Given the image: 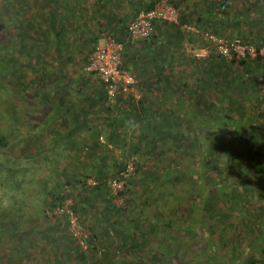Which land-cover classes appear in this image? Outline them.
<instances>
[{"label": "trees", "instance_id": "obj_1", "mask_svg": "<svg viewBox=\"0 0 264 264\" xmlns=\"http://www.w3.org/2000/svg\"><path fill=\"white\" fill-rule=\"evenodd\" d=\"M34 1L33 5L37 3L36 0ZM198 1H204L206 3L210 1L211 5H215L216 2L218 8L222 7L221 12L225 18V23L224 20L218 18L220 17L219 13L215 12L205 18L204 21L201 16L198 17V20L196 19L198 22L203 21V27L202 25H197L198 23L194 24L198 29L202 28L206 30L205 27L208 28L206 22L213 21L210 26H212L217 35L226 34L228 37H238L241 35L239 32L237 34L238 36L232 34V31L229 33L226 32L223 24L228 25L230 30H234L236 27L243 30L249 29L259 20L264 21V0ZM168 2L179 9L178 7L183 0H168ZM50 3H52L50 0L48 2L41 0L38 5H41L40 7L45 12V5L49 6ZM11 5H15V7H12L15 10V21L20 20L23 22L21 13L24 9L26 11L31 10L29 1L14 0ZM151 7V5H147L145 9H150ZM6 10L7 8L4 9V11ZM30 13L28 12V15ZM7 17H9L8 14ZM10 19H14V15H11ZM178 20L179 24L187 23V15L182 13V10L179 12ZM15 24L22 29V23L15 22ZM34 25V23H29V25H24L23 28L25 29L28 26L31 27ZM51 25L53 26L54 24L50 23ZM164 25H167L165 26V30L169 34H173L171 40L167 38V41L170 42V46L167 49H163L161 46L165 44L163 42L166 41L165 37L167 36L164 35V39H159L156 33V29L158 28L160 30ZM154 27V32L150 37L138 41L137 44H143L144 47V52L142 54L139 53V55H136L134 50V53L130 50L133 45L126 35L125 25L120 26L118 32L116 30L112 33V36L117 41L124 43L122 66L134 76H142V70L146 67H158L163 64L167 66L168 71L174 65L177 70V74L174 71H169V74L162 78L164 80L169 78L167 80L169 81V86H167L166 82L164 86V89L167 91L168 104L163 105V114H158L153 118L145 116L135 128L133 127L134 122L137 121L133 122V120H131L132 123H127L128 126H121L123 127L124 133H127V129L129 131L133 128V131L131 130L129 133V139L125 135L119 139L118 131L116 130L117 126L120 123L123 124L124 119L129 120L128 114L134 112L139 107L140 112H146L148 110L147 106L146 111L142 107L146 101V96L142 97V94L144 96V92L146 91L141 93L137 104L129 102V105L122 104L121 108H119L117 107V101L126 98L119 95L113 101L108 100L103 82L98 77L100 80V93L97 92L99 94L97 99L92 95L88 97L90 95L89 93H79L81 91L79 89L74 94L76 100L73 99L74 97L66 98L63 95L57 98L58 106H63L62 117L57 123H60V126L67 123L66 128L69 129L70 127L72 132L85 121L86 117L90 119L92 115L88 108L91 105L97 104L96 106L99 109L106 111V116H104L106 117L104 126L107 129L104 130L105 142L100 143L99 140L95 142V136L101 134L99 132L90 135L92 146L87 145L83 147L84 150L81 153V158L82 160L84 157L89 158L87 155H93V158L97 157V160L103 158L102 155L107 157L105 153H101V149L97 148V144L104 145L105 147L110 140L114 142L120 140L121 147L123 148L128 143L129 148L126 156L135 157L134 164L137 167L136 170L139 172V175L141 174L140 179H138V172L134 176L135 183L133 185L135 187L137 186V189L139 188L135 192L138 193L139 191V193L145 194V199H136L131 208L129 207L131 210L123 206L115 208L111 205L114 215H99L97 221H85L80 218L89 233L87 251L79 247L77 240L69 232L66 224L63 230L61 229L60 220L52 219L54 227L57 229L60 228L56 231L57 234L55 233V236L51 238V242H49L50 246L55 249L53 255L54 264H172L170 262V254L177 242L170 238L168 231L167 234L164 233L165 229L173 226V224L177 226L183 224L192 215L196 216V220H201L207 211L212 216L218 215V213L220 214L218 216H229L236 213L238 224L245 223V215H251L253 230L251 233L252 238L248 241L247 248L248 250L252 248V250L256 251L257 248H264V207L262 206V212L253 214L249 200L255 196L259 199L264 197V161L259 159L264 154V146L259 142L262 140L259 139L258 135L260 134L259 130H263L264 128L263 125L254 122L256 116L259 117V114H255L254 103L258 98L264 102L262 91L264 82L255 78L253 75L254 69H251L252 61L258 63L264 62V60L261 57L249 58L248 56L244 59L232 57L226 60L213 49L205 57H197L193 52H190L191 54H185L181 45L183 37L180 36L181 32H178L180 31L178 25L164 22L154 23ZM207 31L211 32L210 30ZM184 33V38L192 43V48L205 45L201 34L189 37L190 34ZM54 35L55 37L58 36L59 32H55ZM55 41H59V39L56 38ZM128 41H130L129 44ZM248 41L256 46L262 45L257 43L256 40H246V42ZM196 43L199 45L196 46ZM76 45L77 47L79 46L77 50L80 51L82 49L80 44L77 43ZM152 45L155 47H152ZM61 50L58 48L55 49L56 54H60ZM91 50L92 48L81 51L82 54L85 52L81 58L83 59L84 65L88 62V56ZM65 59L66 61H70L72 56L67 54ZM55 63L61 65L59 62ZM138 67H142V70L136 69ZM85 71L86 74H96L87 70ZM85 71L84 75H80L82 79L78 80V82L87 81ZM159 76H161V73H159ZM160 80L161 78L159 80L155 79V82ZM128 99L131 98L128 97ZM174 106H176L177 111L175 115H172V108ZM114 111H116V114L111 115V117L115 119L111 120L109 115ZM263 113L261 112L260 114L262 118L264 117ZM116 117H121V119L115 121ZM172 119L175 120L174 123H172ZM69 132L71 133V131ZM231 135L236 140L232 148L228 149L225 147L224 140ZM76 140L80 142L82 139H74V141ZM145 141L150 145H144ZM132 142L134 144L131 145ZM4 143V136L0 137V144L4 145ZM114 152L113 150L112 154ZM105 157L103 158L104 160ZM216 159L217 163L219 161V164L216 163ZM221 159L222 164H220ZM209 162L212 164H209ZM103 163L105 164L106 162L104 161ZM188 163L195 165L190 167ZM110 164H113V162ZM114 164H120L121 166V161H115ZM235 167L238 169V181L233 180L235 174L232 168ZM208 175L215 181L205 182L204 180L206 178L204 177ZM244 177L251 180H244ZM83 181V179H77L71 188L73 190L78 189ZM139 182H141V185L138 187ZM101 185L102 183L100 181L99 185L97 184L95 188L97 189ZM191 185L192 188H195L196 198L193 201L192 208L187 213L188 207L185 206V203L188 198L187 192ZM183 186L185 189L184 192H181L183 189L180 190V188ZM125 193L133 197L134 189H130L129 183L125 184L123 194ZM79 194L77 197H80V199L75 198L76 211L78 210L76 208L77 205H80L85 199L84 194ZM241 195L243 196L241 197ZM64 197H66L65 194L49 195V206L53 208L57 204L62 203ZM211 198H214L215 201ZM214 204L219 206L218 210L214 208ZM149 206L154 207V210L158 211L156 213L154 211L153 213H145V216L142 217L141 212ZM179 210L186 213L183 214V217H179H182L180 221L178 220L179 222L173 216H168L167 214V212L171 214ZM127 214H129V218L125 217ZM149 214L150 216H148ZM134 221L137 222L134 223ZM139 221L144 226L142 231H140V226H138ZM174 221L175 223H173ZM32 228L30 227L27 230ZM33 230L35 231V228ZM58 231L60 232L59 234ZM23 236L24 238L20 241L26 244V248L28 244L32 245V242L27 238L28 236ZM149 238L152 239V242L156 243V248L149 250L150 256H144L137 248L142 249V244H145L146 240H150ZM104 239L105 244L103 242ZM17 247L19 248V246ZM245 253L247 255V252L244 250L242 253L238 252L233 254L237 259L236 264L240 262L256 264L259 261L256 257L243 258ZM209 254L210 256L212 255L210 251ZM213 258H215V254ZM92 259H96V262H91L90 260ZM212 261L208 260L211 263ZM21 263L29 264V260L23 259L20 262L15 260V264ZM179 264L186 263L180 261Z\"/></svg>", "mask_w": 264, "mask_h": 264}, {"label": "rangeland", "instance_id": "obj_2", "mask_svg": "<svg viewBox=\"0 0 264 264\" xmlns=\"http://www.w3.org/2000/svg\"><path fill=\"white\" fill-rule=\"evenodd\" d=\"M13 1L0 0V137L4 136L5 138L4 145L0 144V264H15V260L20 262L23 259L29 260V264H54L55 249L50 246L49 242L60 228L54 227L52 219L60 220L61 229L63 230L65 229V223H63V216L53 214L54 209L48 204L49 195L65 194L66 197L72 196L75 205V200L80 199V197H77L80 195L79 193L84 194V201L76 207L78 209L77 213L85 221L91 220L93 222L97 221L99 215H114L111 205L115 208L123 206L129 209L136 199L144 198L145 194L139 193V191L138 193L135 192V190H139L137 186L133 185L135 183L134 176L138 172L137 167H135L134 174L126 181V184L129 183L130 189H134L133 197L126 193L122 194L123 201L119 206H116L115 198L106 182L130 157L129 155L126 156L127 150L122 149L121 141L113 142V148L120 150L111 154L109 160L105 157L106 164H91L93 155H87L89 158L84 157L82 160L81 150L74 147L75 143L79 141H74L76 138L73 136L77 134L74 131L72 132L70 127L69 129L66 128L67 123L63 126L57 123L63 114V106H58L57 98L61 94L66 98H73L78 89V86H75L76 81L82 79L80 75H84L86 70V64L84 65L83 59H81V51L92 48L105 35H111V30L103 31L98 34L95 41H92L88 39L91 35L86 32L87 28L90 29V27L70 24L72 18L69 15L76 17L74 13L71 14L67 10L68 21L62 25L58 24L63 18V8L60 10L59 6L57 8L54 4L53 6L45 5L44 12L40 7L41 5H38L41 0H36L35 5H33L34 0H28L32 11L24 9L21 13L23 22L20 20L15 21V10L12 8L15 5H11ZM5 8H7L6 11H4ZM28 12L30 15H28ZM7 14L9 17H7ZM11 15H14V19H10ZM57 20L59 22L54 24V27L52 25L50 27L51 21ZM15 22H20L23 26L29 25V23L35 25L28 26L25 29L22 26L21 29V27H17ZM57 28L58 31L60 29V38L54 35ZM184 36L181 41L182 50L185 54H191L190 41H187ZM53 37L54 39L58 38L59 41H53ZM76 39L78 42H75ZM138 41L140 40L138 39ZM77 43L82 48L80 51L77 50ZM161 46L163 49H167L170 44L165 43ZM56 48L62 49L58 55L55 52ZM67 54L72 56L70 61L65 59ZM84 54L85 52H83ZM55 62H59L61 65ZM251 63L255 78L264 82V62L256 63V61H252ZM260 72L263 74H260ZM86 75L87 80H97V76L94 74H86L85 71ZM82 90L84 93H88L90 89L84 87ZM47 97L49 98L47 99ZM73 99L76 100V97ZM254 105L255 114H259L254 122L263 125L264 128V117L260 116L261 112H264V102L258 98ZM105 113L106 111L100 109L98 114H101V117L97 119L92 117V120H96L103 126ZM128 118H130V114H128ZM136 121L139 122V120ZM128 122L129 124L132 123L131 120L126 119L123 124L120 123L117 126L119 139L124 136L123 127L128 126ZM90 123L92 122L89 121V125ZM139 124L134 122L135 127ZM259 131V139L262 140L259 142L264 146V129ZM126 132H129L128 129ZM100 135L102 138L99 137ZM126 135L129 136V133ZM99 136H95V142H98L99 139L102 142L105 140L103 133ZM235 140L233 135L228 136L224 140L225 147L231 149ZM146 144L150 145L145 141L144 145ZM97 148H99L98 145ZM101 150L105 154L108 153L106 148ZM132 157L135 162V157ZM259 159L264 161V154ZM115 161H121V166L120 164H114ZM250 161L252 162V160ZM111 162L113 164H110ZM222 163L221 159L220 164ZM209 164L212 163L209 162ZM217 164H219V161ZM188 165L193 167L195 164L188 163ZM209 167L211 166L209 165ZM232 170L235 174L233 180L238 181L237 167L232 168ZM84 171L87 172L84 173ZM137 174L139 175V172ZM140 176L141 174L138 179L141 178ZM88 178H96L98 185L101 181V187L96 189L97 184L94 186L88 185L86 183ZM204 178H206L205 182L215 181L210 175ZM77 179H83L84 181L78 189L73 190L71 186L75 184ZM243 179L247 180L248 178L244 177ZM139 185H141V182L138 183V187ZM184 189V186L180 188L181 192H184ZM187 196L185 206L188 207V212L184 211L189 213L196 198L195 188H192V185L189 186ZM211 199L215 201L214 198ZM249 200L253 214L263 211L261 209L262 206L264 207V197L259 199L255 196ZM214 206L218 210L219 206L216 204ZM153 211L156 213L158 210L155 211L154 207L149 206L143 209L141 216H145V213H153ZM167 214L173 216L179 222L183 214L186 213L179 210L176 213L169 214L167 212ZM218 215L220 214L218 213ZM218 215L212 216L207 211L202 219H199L200 221L192 215L183 224L178 226L173 224L174 227L170 226L165 229L164 233L167 234L168 231L170 238L177 242L170 254L172 264H179L180 261L186 264H236L237 259L233 254L242 253L244 250L247 255L245 253L243 258L256 257L259 260L256 264H264L263 247L257 248V251L252 250V248L248 250L247 248L253 230L251 215H245L246 221L243 224H238L236 213L229 216ZM180 216L182 217L179 218ZM125 217L129 218V214ZM136 222L134 221V223ZM138 226H140V231L144 229L140 221ZM30 227L33 228L27 230ZM23 235L28 236V240L32 242V245L28 244L29 248H26V244L20 241L24 238ZM247 238L248 240H246ZM103 242L105 244V239ZM94 243L96 244V242ZM142 245V249H137L144 256H150L149 250L156 248V243L152 242V239L146 240V243ZM209 251L212 254L211 256ZM214 254L215 258H213ZM245 259L244 261H246ZM208 260L213 261L211 263ZM90 261L96 262V259ZM147 262L149 261L147 260ZM247 263L240 262L239 264Z\"/></svg>", "mask_w": 264, "mask_h": 264}, {"label": "crops", "instance_id": "obj_3", "mask_svg": "<svg viewBox=\"0 0 264 264\" xmlns=\"http://www.w3.org/2000/svg\"><path fill=\"white\" fill-rule=\"evenodd\" d=\"M46 1L48 2L49 0H45V2ZM50 1L52 2V3H50L51 6H53V4H54L55 6H57V8L59 6L60 10L63 8V10H62L63 18L60 21V23H58L59 20L51 21V23H53V24L58 23V24L62 25L68 21L69 17H71L73 21L71 20L70 24H73V25L76 24V25H82V26L90 27V29L87 28L88 31L86 30V32L89 35H91L90 38H88V39H90L92 41H95L97 39L98 34L102 33L105 30L106 31L108 29L111 30L110 33H113L116 30L118 32L119 27L122 25L126 26L127 22L129 20H131L133 17H135L136 14L140 10L145 9V7L147 5L153 6V4L155 3V0H50ZM217 6L218 5H216V2H215V5H213V4L211 5L210 1H209V3H206L204 1L201 2L198 0H183V2L178 7L179 8L178 11L181 12V10H182V13H185L187 15V21H186L187 24L194 25L195 23H198L197 25H202V22L205 20V18H207L208 16L212 15L215 12L219 13L220 17H218V18H220L222 20L225 19L222 16L223 15L221 12L222 7L218 9ZM212 7H214V8L212 9ZM216 7H217V9H216ZM67 10H69V12L71 14L74 13L76 15V17H72L70 15L68 17ZM200 16L202 17L203 21L198 22L197 20H198V17H200ZM256 19H257V17H256ZM208 23H210V24H208ZM212 23H213V21L212 22L207 21L206 24L208 25V28L205 27V29H208L212 32L214 30L212 28V26H210ZM224 23H225V20H224ZM68 24H69V22H68ZM61 25H60V29H61ZM173 25H176V24H173ZM165 26H167V25H164V27H162L160 30L157 28L156 33H157L159 39L160 38L164 39L163 38L164 35L167 36V37H165L166 41H164L163 43L170 44V42L167 41V38L171 40L173 37V34L172 33L169 34L167 32V30H165L166 29ZM223 26L225 28V31L228 33L231 31H232V34H234V35H237L240 33L242 35V37H241V35L240 36L237 35V36L239 38L241 37V39H243L244 41L256 40L257 43L264 45V21L263 20H259L258 22L254 23V25H252V27H250L249 29L247 28V29H243V30H241V28H239V27H236L234 30H230L228 25L223 24ZM178 27L180 29V31H178V32H181L180 36L183 37V35L185 33H183L184 31L181 30L179 25H178ZM202 27H203V25H202ZM199 30L203 31V32L207 31V30H204L202 28ZM57 32H59L58 28H57L56 33ZM58 37L60 38V35H58ZM52 40L55 41L54 37L52 38ZM77 41L78 40L76 39L75 42H77ZM129 42L130 41H128V44H129ZM130 43H132V45H133L130 50L133 53L135 51L136 55H139V53L142 54L144 52L143 44H137L138 39L135 41H131ZM195 45L197 46L199 44L196 43ZM78 47H77V49H78ZM152 47H155V46L152 45ZM58 49H60V48H58ZM147 52H148V50H147ZM82 56H83V54H82ZM149 71H150V73H149ZM169 71H172V72L174 71V73L177 74L176 66L174 65L172 68H170ZM169 71H168L167 66L163 64L162 66L159 65L158 67H153V66L150 68L146 67L142 70V72H143L142 76H140V77L135 76V79H136V85L135 86L140 93V97H141V93L146 91V92H144V94H145L144 96L142 94V97L146 96V101H145V103H143L142 107L146 111L147 110L146 106H147L148 110L146 112H143V111L140 112V110H139L140 107H139L138 109L134 110V112L130 113L131 115H130V118L128 121L133 120V122H134L136 120H139V122H141L142 118H144L145 116H148L149 118H153V117H156L158 114H163V107H164L163 105L168 104L167 103V100H168L167 91L164 89V86L166 84H167V86H169V81H167L169 78L166 80H164L162 78L167 76L169 74ZM159 73H161V76H159ZM260 74H263V73L260 72ZM94 75H96V74H94ZM159 78H161V80L155 82V79L159 80ZM165 82H166V84H165ZM75 86H78V89L81 90L79 93L84 92L82 90V89H84V87L86 89L89 88L90 90L88 93L90 95L88 97H90L92 95V96H94L95 99H97V97L99 95L98 93H100V80H99L98 76H97V80H95V81L92 79H88L86 82L76 81ZM62 95L63 94H61V96ZM138 100L133 101L132 99H128V98L120 99L119 101H117V104H118L117 107L121 108L122 104L123 105H129L130 104L129 102H132V103L134 102V104H137ZM177 100H179V98H177ZM96 105L97 104H95V105L93 104L88 108L90 114L92 115V116H90V119L86 117L85 121L82 124H80L79 126H77V128L74 130V132L77 134V135H75V138H80V137L82 138V140L80 141L81 143L79 141L75 143V147L80 149L81 153L84 150L83 149L84 146H87V145L92 146V143L90 142V141H92V140H90V138H91L90 135H93L96 132L103 133L105 135L104 130H107L104 126L105 123H103V126H102L96 120H92V117H95L96 119L98 117L99 118L101 117V114H98L100 109ZM176 111H177V108H176V106H174L172 108V112H173L172 115H175ZM115 114H116V111L111 113L109 115V117H111V115H115ZM118 116H119V114H118ZM110 119L113 120L115 118L111 117ZM120 119H121V117L120 118L116 117L115 121H119ZM104 120H106V117H104ZM125 120L126 119H124V121ZM89 121L92 122V123H90V125H89ZM94 122H96V123H94ZM139 122L138 123L136 122V124H139ZM174 122H175V120L172 119V123H174ZM133 127L135 128V125ZM131 130L133 131V128H131L128 133H130ZM109 132H111V131H109ZM128 133H125L124 135L127 136L126 134H128ZM99 137L102 138L101 135ZM99 141H100V143L105 142L104 140L102 142V140H100V139H99ZM113 142H114L113 140H110L109 142H107L105 147H104V145L97 144L99 149L106 148V152H108V153H106L108 160L110 159L113 150L114 151L120 150V149L117 150L116 148H113ZM132 144H134V143L132 142L131 145ZM122 149L124 151L125 150L128 151V143H127L126 147H123ZM101 153H105V152L101 150ZM102 156H103V158L105 157L104 155H102ZM103 158H100V160H97V157L93 158L91 161V164H104L103 162L105 160ZM107 164H109V163H107Z\"/></svg>", "mask_w": 264, "mask_h": 264}, {"label": "built area", "instance_id": "obj_4", "mask_svg": "<svg viewBox=\"0 0 264 264\" xmlns=\"http://www.w3.org/2000/svg\"><path fill=\"white\" fill-rule=\"evenodd\" d=\"M179 11L170 4L168 0H156L150 9L140 10L135 17L126 24V35L130 40H137L150 37L154 32V23H168L179 25L181 30L192 35H200L205 45L198 48L193 47L190 42V51L197 57H205L215 50L218 54L229 60L232 57L237 59L261 57L264 60V45L256 46L246 42L239 37H228L217 35L212 32H201L191 24H179ZM188 41V40H187ZM124 43L117 41L112 34L105 35L96 42L88 56L85 69L94 72L103 82L104 90L108 100L113 101L119 95L123 98L138 100L140 93L136 88L135 76L122 66ZM264 95V86L262 88ZM135 172L134 158L130 156L114 175L107 179V187L115 198V205L119 206L123 201V190L127 179ZM86 183L94 186L98 184L96 178H88ZM53 214L64 217L69 232L75 237L79 247L87 251L89 233L85 229L77 211L75 210L72 196H67L62 203L53 207Z\"/></svg>", "mask_w": 264, "mask_h": 264}, {"label": "clouds", "instance_id": "obj_5", "mask_svg": "<svg viewBox=\"0 0 264 264\" xmlns=\"http://www.w3.org/2000/svg\"><path fill=\"white\" fill-rule=\"evenodd\" d=\"M174 6V5H173Z\"/></svg>", "mask_w": 264, "mask_h": 264}]
</instances>
